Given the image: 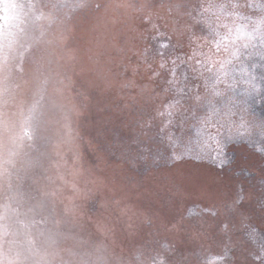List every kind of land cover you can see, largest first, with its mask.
Segmentation results:
<instances>
[{
	"label": "snow or ice",
	"instance_id": "snow-or-ice-1",
	"mask_svg": "<svg viewBox=\"0 0 264 264\" xmlns=\"http://www.w3.org/2000/svg\"><path fill=\"white\" fill-rule=\"evenodd\" d=\"M104 7L90 0H0V264H192L169 244L162 251L141 245L125 256L57 210L60 146L75 137L77 112L63 103L73 86L68 61L75 60L63 42L76 13ZM173 8L188 18L182 32L187 48L176 54L177 43L169 38L151 52L145 49L142 63L159 89L153 92L154 115L137 121L139 155L127 144L122 155L131 164L146 159L138 137L155 127L171 150L169 159H209L223 168L229 146L255 138L264 143V0H196ZM147 22L158 29L150 17ZM25 86L28 99L22 97ZM261 188L257 202L264 213V182ZM242 190L233 196L221 188L214 195L229 198L230 210L244 219ZM175 195L183 193L177 189ZM115 205L129 217L127 206ZM194 209L187 213L190 226L206 235L209 220H218L217 206ZM145 219L151 227L159 216ZM184 220L182 215L161 226L176 231L189 226ZM137 231L129 222L128 233ZM247 236L258 246L254 258L264 264V234L250 227ZM226 256L227 250L201 249L197 264H227Z\"/></svg>",
	"mask_w": 264,
	"mask_h": 264
},
{
	"label": "rangeland",
	"instance_id": "rangeland-1",
	"mask_svg": "<svg viewBox=\"0 0 264 264\" xmlns=\"http://www.w3.org/2000/svg\"><path fill=\"white\" fill-rule=\"evenodd\" d=\"M90 2L106 7L99 12L90 9L76 13L63 42L75 57L68 61L73 86L63 103L77 112L72 119L75 137L60 146L63 179L55 197L57 210L125 256L141 245L162 251L169 244L192 264H197L201 249L214 254L227 250V264H259L253 256L258 246L247 236L250 227L264 234V213L257 202L264 182V153L259 151L264 143L259 138L255 143L229 146L223 168L209 159H169L171 150L155 127L138 137L146 159L131 164L122 155L124 144L132 146L134 156L139 155L133 139L140 132L137 121L154 115L153 92L159 89L148 65L142 63L145 49L151 52L170 38L177 43L176 54H182L187 48L182 32L188 18L174 8L170 12L169 6L196 0ZM148 17L158 25L156 31ZM128 81L134 82L133 87H125ZM29 93L30 86L22 88L24 99ZM241 186L244 219L230 210L229 198L214 195L224 188L235 196ZM85 188L90 192L87 196L82 195ZM177 189L182 197L175 195ZM115 201L127 206L129 217L119 213ZM213 204L218 220L210 219L207 234H201L190 226L188 210L195 206V211H202ZM153 213L159 220L149 227L145 217ZM182 215L188 227L172 231L170 225L169 230L161 226ZM129 222L138 226L134 235L128 233Z\"/></svg>",
	"mask_w": 264,
	"mask_h": 264
}]
</instances>
